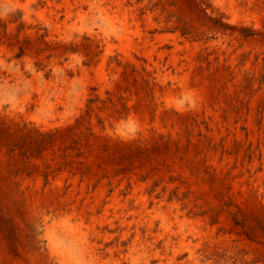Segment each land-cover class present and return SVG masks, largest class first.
I'll return each mask as SVG.
<instances>
[{
	"label": "rangeland",
	"instance_id": "374dc122",
	"mask_svg": "<svg viewBox=\"0 0 264 264\" xmlns=\"http://www.w3.org/2000/svg\"><path fill=\"white\" fill-rule=\"evenodd\" d=\"M0 264H264V0H0Z\"/></svg>",
	"mask_w": 264,
	"mask_h": 264
}]
</instances>
